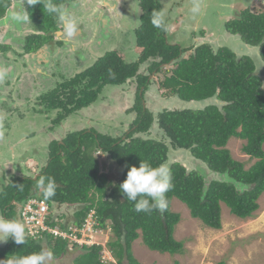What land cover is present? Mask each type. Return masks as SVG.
<instances>
[{"label":"trees","instance_id":"1","mask_svg":"<svg viewBox=\"0 0 264 264\" xmlns=\"http://www.w3.org/2000/svg\"><path fill=\"white\" fill-rule=\"evenodd\" d=\"M70 1L51 0L61 6ZM47 2L31 0L29 18L37 21L34 30L41 33L28 37L27 51L40 46L46 32L58 28L57 20L43 7L42 3ZM11 4L12 0H0V19ZM141 5V25L136 29L138 60L126 62L122 52H107L40 100L47 110H57L53 124L58 126L69 114L95 103L107 85H124L133 78L148 85L149 75L139 73L141 64L149 63L150 72L171 64L173 68L162 75L160 87L191 102L189 107L153 114L144 109L138 95L134 107L138 116L127 131L121 135L96 129L70 132L62 141L52 142L48 166L37 179L13 174L0 188V215L8 219L20 221L25 203L30 199L43 200L48 205L49 226L58 225L66 231L70 224L77 229L74 236L81 238L78 231L92 215L93 227L112 231L107 246L114 261L102 256L100 244L79 245L47 231L35 236L26 230L24 245H17L12 239L0 245V264H18L21 257L45 249V245L56 260L69 252L70 245L80 247L82 252L74 264H142L133 252V244L139 238L160 253L185 251L184 242L174 234L181 221V214L172 209L174 198L185 203L194 218L217 230L222 229V203L241 219L254 217L260 209L259 199L264 193V78L256 73L254 59L228 47L204 43L194 50L171 43L161 5L154 0H142ZM154 14L159 27L152 22ZM226 31L240 36L246 44L258 46L264 64V10H241L225 23ZM9 47L0 41V53ZM155 131H159L156 137L152 136ZM233 137L245 140L243 151L256 160L249 168L236 160L227 147ZM93 147L122 169L120 181L101 172L97 158L90 153ZM176 150L190 151L207 168L206 176L180 161L171 162L168 168L173 188L166 194L168 209L163 213L136 212L134 202L128 201L120 189L129 168L139 167L141 160L153 167L165 164ZM49 177L56 182V195L45 200L37 182L40 178L47 182ZM65 206L73 210L70 214L62 210L58 215ZM173 264L181 263L176 260ZM218 264L228 261L222 259Z\"/></svg>","mask_w":264,"mask_h":264},{"label":"rangeland","instance_id":"2","mask_svg":"<svg viewBox=\"0 0 264 264\" xmlns=\"http://www.w3.org/2000/svg\"><path fill=\"white\" fill-rule=\"evenodd\" d=\"M84 0H81L83 4ZM162 4V14L167 18L168 26L175 23L173 30H170L168 36L171 43L177 42L184 47H192L200 43L207 33L211 46L214 47H228L239 55H248L252 58H257L259 53L258 48L248 46L241 37L232 35H224L225 22L232 18L231 12L244 8L243 4H248V1L240 0H160ZM163 1L165 2L163 4ZM259 1V2H258ZM260 3L264 7V0H255V3ZM73 4V2L65 3L66 8ZM105 4V3H104ZM195 4L201 5V11L197 14L192 13V8ZM93 10L106 12V8L99 0H93L89 3ZM69 13L75 18L76 25H82L85 22L87 30L91 32V39L87 37L75 36L70 42L56 43L60 44L62 54L56 57L61 59L58 65L54 63L45 67V73L32 72L34 82L41 84L43 87L36 85L35 89H42V95L48 94L55 89L58 82L63 83L68 79L80 73L83 69L95 64V62L104 54L110 51L122 52L125 55L126 62H134L138 60L139 52L136 50V28L141 23V13L143 7L141 0H130L125 14L118 20L120 26L114 30L107 32L101 26L91 21V16L83 15L82 6L78 8L75 6L69 7ZM164 8V10H163ZM260 10H263L260 8ZM234 13V12H233ZM113 22V21H112ZM117 25L116 23H113ZM36 26L37 21L28 18L26 27ZM56 21V28L60 26ZM6 26L1 27L0 31L3 34L7 31ZM36 31V30H35ZM27 31H21L26 34ZM18 31L17 37H21ZM34 33V32H33ZM44 34V32H43ZM51 32L45 33V41L50 40ZM42 38V37H41ZM29 38H27L28 41ZM42 38L41 40H43ZM56 41L59 39L55 36ZM27 41L25 45V52ZM43 41V42H45ZM206 41L205 39L202 40ZM10 48V47H9ZM29 49V48H28ZM11 50V49H10ZM256 50V51H255ZM4 53V52H3ZM189 53L185 54L186 56ZM173 65H163L161 70L155 72L151 77L152 86L147 92L148 100L145 106L149 108L152 113H157L161 108L169 105L175 107L174 100L178 98L174 94H168L160 87L159 81L162 75L169 71ZM144 68V67H143ZM150 73V72H149ZM128 82V81H127ZM123 86L107 85L102 90L99 99L88 107H85L77 112L69 114L65 121L66 129L58 130L57 138L64 137L71 128L72 132L81 131L88 122L89 128L91 118L98 122L92 123L95 128L102 133L121 135L122 131L129 129V126L137 118V112L134 105L137 103L138 96L135 97L137 90L136 85L132 81ZM148 86V85H147ZM144 87L141 88V93ZM168 94V95H167ZM41 95V94H40ZM40 95H30L28 97L22 96L21 99L25 101L18 102L20 108L13 113V120H10V127L14 125L15 130L20 135L25 137L28 135L29 140L34 141V147L41 151L42 156L45 155L44 145L50 140V136L54 132H49L45 126L51 125V119L57 117V111H50V115H45L38 109V102ZM173 100V101H172ZM144 103V101H143ZM11 103L1 104L6 107ZM0 108V113H1ZM86 116L88 119L85 120ZM50 118V119H49ZM55 119V118H54ZM96 125H98L96 127ZM62 125L58 126L60 129ZM36 132L35 137L33 134ZM46 133V134H45ZM159 131H155L152 136H157ZM22 140L21 138L19 141ZM55 140H57L55 138ZM245 140L233 137L229 140L228 148L232 156L241 162H244L246 168H249L256 160L248 156L243 151ZM96 147L90 149V153L95 156L101 167V172L105 173L115 181H120L122 176V169L113 162L107 159L102 153L96 150ZM34 154V153H33ZM33 157H36L33 155ZM11 165L0 164L3 171L0 169V188L7 183L13 174L16 175H35L38 170H41V165L37 162L31 165L19 163L18 159L13 160ZM180 161L187 168L191 170H198L204 173L207 168L195 159L190 151L176 150L172 151L169 160L165 163L167 167L171 162ZM212 177H215L212 174ZM210 177V178H212ZM119 178V179H118ZM3 183V184H2ZM260 209L255 213L254 217L248 219H241L230 212V209L225 203H222V229H213L202 223L201 220L194 218L188 206L177 198L172 201V209L181 214V221L176 226L175 238L184 242L185 251L183 254L160 253L151 250L146 246L142 238L137 239L133 244V252L137 259L142 264H173L178 260L181 264H218L222 259H226L228 264H264V193L259 199ZM58 215L62 210L71 212L73 208L65 206L60 208ZM93 214V213H91ZM21 213L19 214L20 218ZM70 217V216H69ZM95 218L89 216L87 224L79 230L81 238H75L73 243L79 245H93L100 244L103 246L102 256L107 259L111 257L107 243L112 237L110 229L100 231L93 227ZM64 221V219L62 220ZM24 223V221L22 220ZM25 225V223H24ZM95 225V224H94ZM26 228V227H25ZM81 231V232H80ZM5 243V242H4ZM81 243V244H80ZM3 243H0V245ZM45 249L47 246L45 245ZM82 252L80 247L70 245L69 252L60 259H53L51 264H74V259Z\"/></svg>","mask_w":264,"mask_h":264},{"label":"crops","instance_id":"3","mask_svg":"<svg viewBox=\"0 0 264 264\" xmlns=\"http://www.w3.org/2000/svg\"><path fill=\"white\" fill-rule=\"evenodd\" d=\"M30 2L31 0H12L6 16L0 19V29L3 26L8 28L3 34L0 31V41L5 45H9L11 49L0 53V108L2 107L0 113V164L11 165L12 161L10 159H18L19 163H23L22 160L26 158H31L28 162L33 161V156L29 152L33 139L29 140L28 135L22 138L20 133L15 130L14 125L10 127L9 124L10 120L14 121L13 113L20 108L18 102L25 101L21 99L22 96L40 95L43 92L42 89H35L37 82H34L31 73L46 74L45 67L54 63L55 59V62L58 65L60 64L61 59L56 56L62 54V48H70L67 46L61 47L60 44L55 45L56 43L70 42L75 36L91 39L90 30L82 25L80 31H76L69 40L63 26L60 25L59 28L51 32L53 37L50 40L25 52L27 38L32 34L39 35L41 33L35 31V28L31 25L29 28L26 27ZM67 8L70 9L69 6ZM96 19L102 21L104 19L103 12ZM109 23L112 24L111 19H109ZM24 30L27 31L26 34L21 33ZM18 31L21 33V37L16 36L15 33ZM55 36L59 39L58 41H56ZM5 103H11V105L1 106ZM35 135L36 132L33 136L35 137ZM20 138L22 140L19 141ZM23 148L24 150L21 151ZM0 169L3 171L2 167Z\"/></svg>","mask_w":264,"mask_h":264},{"label":"clouds","instance_id":"4","mask_svg":"<svg viewBox=\"0 0 264 264\" xmlns=\"http://www.w3.org/2000/svg\"><path fill=\"white\" fill-rule=\"evenodd\" d=\"M240 1H248V4L246 5L245 3L238 2L237 4H243L244 8L238 11L234 10L233 11L234 13L231 12L232 18L234 14H237L241 10H244L246 8L255 9L256 12H260L261 11L260 8L264 10V7H262L261 4L258 3L259 1L257 3H255V0H240ZM35 3H41V0H35ZM42 4L43 7L46 8L47 12L50 15H52L59 24L63 26V29L70 40L73 34L77 31V26H76L75 18L69 13L68 8H66L65 6L56 5L52 3L51 0H49V2L47 3H42ZM191 11L193 14L199 13L201 11V5L195 4ZM152 22L157 27L160 26L157 23L156 14H154ZM223 34L226 36L232 35L229 34L227 31L224 32ZM204 35L205 37L203 39L205 40L208 39V37L206 36L207 33H204ZM202 40L200 41V45L206 43V41L203 42ZM256 73L259 74L258 72ZM190 103L191 102L184 101V105L182 106V108L189 107ZM23 150L24 148L21 149V151ZM29 159L31 158H26L23 159L22 161L23 163L28 165H31L33 162H37L35 157H33L32 159L33 161L28 162ZM25 175L22 176L24 177ZM31 176H35V175H31ZM37 187L39 189H42V194L45 200H49L56 195L57 185L54 178L51 177L47 178V182H45L43 178H40L37 182ZM172 188H173V183L169 168L165 164H161L159 166L153 167L149 162L144 160H141L139 167L133 165L129 168L127 172L126 180L120 185L122 194L128 201L134 202V210L138 213L139 212L151 213L154 210L159 211L161 213L165 212L168 209V198L166 194ZM47 225L50 229H56L59 232L66 233V236L60 234H57V236H62L64 238H69L71 240H74L76 238L74 234L77 229L70 226V224L68 230L66 231L62 230L58 225L56 227H51L49 226L48 223ZM25 227L26 226L24 225L23 222L15 218L8 219L6 218L5 215H0V243H4L7 242L9 239H12L15 244L24 245L26 242V230L28 231V229ZM70 234H72V236ZM53 259H54L53 251L42 248L40 251L32 252L26 256L21 257L18 260V264H51Z\"/></svg>","mask_w":264,"mask_h":264},{"label":"flooded vegetation","instance_id":"5","mask_svg":"<svg viewBox=\"0 0 264 264\" xmlns=\"http://www.w3.org/2000/svg\"><path fill=\"white\" fill-rule=\"evenodd\" d=\"M91 1H93V0H84L83 1V4H82V2H81V0H72L71 2H73V4H70L69 5V7H73V6H75L76 8H78L79 9V7L80 6H82V12H83V15H88V17L89 16H91V21H93V20H95V22H97L98 24H101V26H102V28L104 29V30H107V32H112V31H114V30H116L119 26H120V22H119V18L120 17H122V15H124L125 14V10L128 8V2H130V0H99V2L100 3H103V5L106 7V8H108V10L106 11V12H103V11H98V12H96V10H93V8L89 5V3L91 2ZM142 1V0H141ZM157 4H160L161 5V7H162V4H161V1L160 0H154ZM31 3V2H30ZM105 3V4H104ZM165 2L163 1V4H164ZM30 6V5H29ZM163 10H164V8H163ZM79 11H80V9H79ZM103 12V20L102 21H99V20H97L96 18L99 16V14L100 13H102ZM142 14V13H141ZM109 19H111L113 22H112V24H110L109 23ZM164 20H166L167 21V18H164ZM113 23H116L117 25H114ZM168 24V23H167ZM83 26H85V22H83V24H82ZM82 25H79V26H77V32H79L80 31V28H82L83 26ZM169 25V24H168ZM174 26H175V23H174V25H172V26H168V30H169V32H170V30H173L172 28H174ZM137 29V28H136ZM169 34V33H168ZM78 35V34H77ZM206 43H210V40L209 39H206ZM180 44V43H179ZM211 44V43H210ZM200 46V43H198V44H196V45H193L191 48L192 49H197L198 47ZM248 46H254V45H248ZM254 47H257L258 48V51H259V53H258V55H257V58H253L254 59V61H255V63H256V65H257V70H256V72H258L259 73V75H262V77L264 78V64L261 62L262 60H261V57H260V50H259V47L258 46H254ZM256 51V50H255ZM138 59H139V57H138ZM148 65H149V63H143V64H141V66H140V69H139V73L140 74H142V75H149V82H148V86H147V84L146 85H144V84H140L139 82H138V80L135 78H133V79H129L128 80V82L129 81H132V84H135L136 85V90H137V93H136V95H135V97L136 96H140V99H141V102H142V104H143V106H144V109H149L147 106H145V103H146V101L148 100V96H147V92H148V90H149V88L152 86V81H151V77H152V75H154L155 74V72H158V71H153V72H150L149 70H148ZM144 67V68H143ZM160 71V70H159ZM150 72V73H149ZM127 82V83H128ZM61 83L60 82H58L57 83V85L55 86V88H57L58 87V85H60ZM126 84V83H125ZM38 85V87H43L41 84H37ZM119 86H123V85H119ZM142 87H144V89H143V91H142V93H141V88ZM41 96H43L42 94L39 96V102L37 103L38 104V109L36 110V112L37 111H39V112H42V113H44L45 115H50L51 114V110L49 111V110H47V108H46V105L40 100L41 99ZM175 97H177L178 98V100L177 101H173L174 102V105L176 106V108L175 107H171V105H169L168 104V106L167 107H165V108H161L160 109V111L161 110H164V109H179V108H182V106L184 105V101H181V99L178 97V96H176V95H174ZM143 101H144V103H143ZM136 105V104H135ZM135 105H134V107H135ZM53 111H57V110H53ZM144 111V110H143ZM137 112V111H136ZM159 112V111H158ZM157 112V113H158ZM157 113H153V114H157ZM58 115V114H57ZM137 116H138V113H137ZM54 118H56V117H54L53 116V118L51 119V125L49 126V128H48V126L46 127V129L49 131V132H54L53 133V135H51L50 137V140L44 145V148H45V155L44 156H42V153H41V151H39L36 147H34V141H32V144H31V146L29 147V152L32 154V155H35L36 157H35V159L37 160V163H38V166H40L41 165V170H38L37 172H36V174H35V176H31V175H25V176H28V177H32L33 179H37L40 175H41V172H42V170H43V168L45 167V166H48L47 165V162H48V159H49V153H50V146H51V144H52V142L53 141H62L63 140V138L66 136V134H68V133H70V132H72L71 131V128L69 127L68 128V132H66L65 134H64V137H61L60 139H58L57 138V133H58V130H64V129H66V125H65V121L64 120H62L60 123H59V125L58 126H60V125H62V127L60 128V129H58V126H55L54 124H53V120H54ZM50 119V118H49ZM86 119H88V116H86V118H85V120ZM94 122H98V121H96V120H93L92 118H91V120H90V126H89V128H87V126H88V122L85 124V126L84 127H86V128H83V129H81V130H87V131H90L91 129H96V130H98L97 128H95L94 127V125L92 124V123H94ZM98 125H96V127H97ZM80 131V130H79ZM98 131H100V130H98ZM125 131H127V130H125ZM46 134V133H45ZM122 134V133H121ZM55 138L57 139V140H55ZM34 153V154H33ZM6 164V163H5ZM6 165H9V164H6ZM3 169V168H2ZM20 221L22 222V217H21V215H20ZM26 233H27V231H26Z\"/></svg>","mask_w":264,"mask_h":264},{"label":"built area","instance_id":"6","mask_svg":"<svg viewBox=\"0 0 264 264\" xmlns=\"http://www.w3.org/2000/svg\"><path fill=\"white\" fill-rule=\"evenodd\" d=\"M48 215V205L43 200L32 199L27 202L21 212L22 220L31 235H38L42 231H50L55 235L66 236V233L56 229H50L46 223ZM72 236V234H70Z\"/></svg>","mask_w":264,"mask_h":264},{"label":"bare ground","instance_id":"7","mask_svg":"<svg viewBox=\"0 0 264 264\" xmlns=\"http://www.w3.org/2000/svg\"><path fill=\"white\" fill-rule=\"evenodd\" d=\"M57 37V36H56ZM35 54V53H34ZM85 226V225H84ZM95 226V225H94ZM82 229V228H81ZM63 230V229H62ZM67 230V229H66ZM79 232V231H78ZM81 232V231H80ZM42 235H43V232H42ZM56 237V236H55ZM74 241V240H73ZM81 244V243H80Z\"/></svg>","mask_w":264,"mask_h":264}]
</instances>
